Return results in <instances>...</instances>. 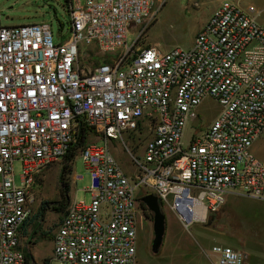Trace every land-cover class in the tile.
I'll use <instances>...</instances> for the list:
<instances>
[{"label": "built area", "instance_id": "1", "mask_svg": "<svg viewBox=\"0 0 264 264\" xmlns=\"http://www.w3.org/2000/svg\"><path fill=\"white\" fill-rule=\"evenodd\" d=\"M69 1L71 35L58 43L51 25L4 26L0 12V264H31L23 229L34 176L74 149L91 201H72L54 234L61 263L139 264V231L151 214L142 194L157 196L188 230L228 196L264 202V160L254 153L264 134V28L255 10L224 3L190 49L165 51L143 43L160 0ZM80 45L107 59L82 66ZM207 101L220 113L186 145ZM84 128L104 145L79 147ZM125 136L135 145L145 138L142 153ZM117 141L130 151L128 169L110 148ZM212 254L217 264L248 259L231 246Z\"/></svg>", "mask_w": 264, "mask_h": 264}, {"label": "rangeland", "instance_id": "2", "mask_svg": "<svg viewBox=\"0 0 264 264\" xmlns=\"http://www.w3.org/2000/svg\"><path fill=\"white\" fill-rule=\"evenodd\" d=\"M224 3L237 5L246 11L252 7L255 11L251 14L264 28V0H160L152 10L156 13L155 21L148 28L143 43L158 44L165 51L175 47L188 50L210 15ZM0 12L3 14L1 24L4 26L46 23L51 25L57 43L62 36L64 40H68L71 35V17L66 0H0ZM135 39L136 35H130L129 44L132 45ZM94 56L92 47L80 45L82 66H98L107 59L102 55ZM219 113L220 107L216 102H205L199 109L200 119L191 122L186 129L185 144H189L196 132L200 135L210 126ZM87 137V144L104 145L103 141L92 134ZM124 138L130 150L142 153L145 138H142L139 145H135L128 136ZM110 148L122 166L128 169L131 154L124 143L117 141L110 144ZM255 155L264 160V140ZM65 166L68 169L64 184L69 185V192L64 194L61 174ZM22 170V164L16 163L18 185ZM90 181L79 150L72 161L67 163L64 159L56 162L34 176L31 187L34 197L32 218L39 214L44 203L49 205L45 215L36 220L41 223L39 232L30 241L29 251L26 248V252L33 258L31 264H66L53 259L54 234L65 213L59 214L52 207L59 206L62 201H67V209L72 201L89 204L91 195L85 190ZM163 212L167 219V229L160 253H152L153 220L148 217L139 231V264H217L212 254V247L215 245L231 246L237 251L246 252L249 254L250 264H255L252 256L254 252L264 257V202L238 195L228 196L227 202L219 211L190 230L176 220L172 213L166 210ZM27 242L28 240H24L25 244Z\"/></svg>", "mask_w": 264, "mask_h": 264}, {"label": "water", "instance_id": "3", "mask_svg": "<svg viewBox=\"0 0 264 264\" xmlns=\"http://www.w3.org/2000/svg\"><path fill=\"white\" fill-rule=\"evenodd\" d=\"M142 202L148 208L153 215V233L154 238L152 242V253L158 255L164 242L167 229V219L163 213L161 203L157 196L149 194L142 198ZM41 223H38L33 232L31 233L29 240L31 241L34 234L38 231Z\"/></svg>", "mask_w": 264, "mask_h": 264}, {"label": "trees", "instance_id": "4", "mask_svg": "<svg viewBox=\"0 0 264 264\" xmlns=\"http://www.w3.org/2000/svg\"><path fill=\"white\" fill-rule=\"evenodd\" d=\"M67 1V3H68V6H69V3H70V1L69 0H66ZM90 130H88L87 128H84V130H83V134H82V137H81V140H80V144H79V147H81V146H84L85 144H87V136H88V132H89ZM76 152H77V149H74L65 159H66V161H67V163L69 162V161H72L75 157H76ZM68 169V166H65L64 167V169H63V172H62V174H61V183H62V185L64 186V190H63V193L65 194V193H68L69 192V185L66 183V184H64V176H65V172H66V170ZM63 194V196H65L66 197V195H64ZM145 195L144 194H142V196H141V198H143ZM49 204L48 203H44L43 204V206L41 207V209H40V212H39V214L38 215H35V216H33V218H31L30 219V221H29V223H27V225L24 227V229H23V235L25 236V237H29L30 235H31V232H30V229L29 228H31V230H33L36 226H37V219L39 218V217H41V216H44L45 215V212L48 210V206ZM67 205H68V203H67V201H62L61 203H60V205L59 206H57V207H52V209L55 211V212H57V213H59V214H64V213H66L65 211H66V209H67ZM143 207H145L144 205H143ZM164 213V212H163ZM65 215V214H64ZM149 217L151 218V220H153V216H152V214H149ZM37 220V221H36ZM62 220V219H61ZM39 232V231H38ZM37 232V233H38ZM36 233V234H37ZM27 259H28V262L30 263V261H32L33 260V258H32V256H31V254L30 253H28L27 254Z\"/></svg>", "mask_w": 264, "mask_h": 264}, {"label": "crops", "instance_id": "5", "mask_svg": "<svg viewBox=\"0 0 264 264\" xmlns=\"http://www.w3.org/2000/svg\"><path fill=\"white\" fill-rule=\"evenodd\" d=\"M212 15V14H211ZM210 15V16H211ZM210 18V17H209ZM208 21V20H207ZM264 140V134L263 136L261 137L260 140H258L255 145H254V153H256L258 151V147H260V145H262V142ZM260 142V143H259ZM258 144V145H257ZM81 178V177H80ZM246 253V252H245ZM247 254V253H246ZM252 254V253H251ZM248 256V259H247V263L246 264H250V259H249V254H247ZM253 256V261L255 264H264V257L260 256L259 254H257L256 252H254L252 254Z\"/></svg>", "mask_w": 264, "mask_h": 264}, {"label": "flooded vegetation", "instance_id": "6", "mask_svg": "<svg viewBox=\"0 0 264 264\" xmlns=\"http://www.w3.org/2000/svg\"><path fill=\"white\" fill-rule=\"evenodd\" d=\"M34 229H35V228H34ZM34 229H33V230H34ZM33 230H32V232H33ZM32 232H31V233H32ZM37 232H38V231H37ZM37 232H36V233H37ZM36 233L34 234V236L36 235ZM33 238H34V237H33Z\"/></svg>", "mask_w": 264, "mask_h": 264}]
</instances>
